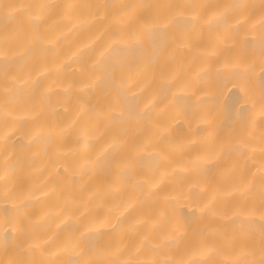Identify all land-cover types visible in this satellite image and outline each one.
<instances>
[{
  "label": "bare ground",
  "instance_id": "6f19581e",
  "mask_svg": "<svg viewBox=\"0 0 264 264\" xmlns=\"http://www.w3.org/2000/svg\"><path fill=\"white\" fill-rule=\"evenodd\" d=\"M262 190L264 0H0V264H262Z\"/></svg>",
  "mask_w": 264,
  "mask_h": 264
},
{
  "label": "snow or ice",
  "instance_id": "6c2138e0",
  "mask_svg": "<svg viewBox=\"0 0 264 264\" xmlns=\"http://www.w3.org/2000/svg\"><path fill=\"white\" fill-rule=\"evenodd\" d=\"M42 7V6H38ZM262 198H264V190H262ZM94 264H99V262H94ZM113 264H117V262H113ZM156 264H159V262H156ZM165 264H172V261H165ZM262 264H264V261H262Z\"/></svg>",
  "mask_w": 264,
  "mask_h": 264
}]
</instances>
